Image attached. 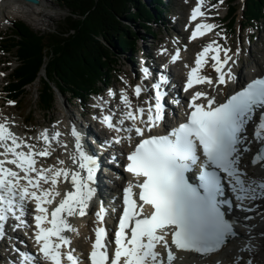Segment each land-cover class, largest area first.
<instances>
[{
  "label": "snow or ice",
  "instance_id": "snow-or-ice-1",
  "mask_svg": "<svg viewBox=\"0 0 264 264\" xmlns=\"http://www.w3.org/2000/svg\"><path fill=\"white\" fill-rule=\"evenodd\" d=\"M203 3L204 0H198L192 20L205 15L201 11ZM215 27L197 24L191 39ZM210 50L215 53L211 57L218 74L215 82L199 74ZM230 51L215 41L204 47L188 74L184 91L196 84L224 85L228 79H234L227 67L232 60ZM172 59H179V52ZM143 72L147 79L149 70L145 68ZM166 83L167 77L162 75L151 86L155 91L145 102L147 107L133 108L127 92L122 91L123 109L118 123L113 122V115H105L101 120L110 130L128 133L108 143L131 141L133 133L142 139L127 155L126 171L133 175L134 182L129 181L123 189V208L111 240L104 226L109 209L101 203L94 213L97 227L93 229L95 239L87 256L88 264H174L177 257L173 246L181 251L212 255L239 235L236 222L226 218L221 207L232 204L229 199H221L224 181L238 208L245 209L246 202L264 199V78L252 80L223 103H217L207 93L195 92L188 104L191 111L186 122L165 135L145 138L146 132H152L165 118L167 93L162 85ZM146 90L136 85L135 96L139 98ZM109 95L116 94L110 90ZM202 97L206 103H197ZM125 121H131V126L121 128L119 125ZM63 135L59 130L41 131L33 139L42 140L45 147L36 150L34 144L11 131L8 122H0V239L6 235L7 222L14 219V230L33 228L31 239L37 250L34 255L16 249L17 264H85L84 257L72 247L69 234L79 235V230L70 218L87 215L95 195L92 185L99 162L84 150L82 136L73 126L71 136L75 143L69 155L73 167H65L63 159L58 160L59 166L37 167V157L52 155L53 141L67 149L60 139ZM253 142L258 148L250 163L260 166V176L250 175L242 164L244 154L252 151L249 145ZM189 173L198 183L190 182ZM62 182L70 183L71 190L61 193L58 185ZM28 205H33L30 211ZM145 206L151 208L150 213L145 212ZM27 215L32 217L31 224L25 219ZM245 250L250 249H240ZM239 259L237 256L233 264H239Z\"/></svg>",
  "mask_w": 264,
  "mask_h": 264
},
{
  "label": "trees",
  "instance_id": "trees-1",
  "mask_svg": "<svg viewBox=\"0 0 264 264\" xmlns=\"http://www.w3.org/2000/svg\"><path fill=\"white\" fill-rule=\"evenodd\" d=\"M60 1L68 16L51 32H37L19 20L1 41L4 54L13 55L17 62L6 84L9 97L18 106L27 89L39 80L38 108L45 114L53 111L57 92L85 102L102 89L100 85L111 84L117 71V53L136 52L138 41L145 38L136 26L154 36V23L167 7L162 0H150L149 4L144 0ZM228 3L226 28L234 34L242 6L238 0ZM244 4L246 23L264 22V0H245Z\"/></svg>",
  "mask_w": 264,
  "mask_h": 264
},
{
  "label": "rangeland",
  "instance_id": "rangeland-1",
  "mask_svg": "<svg viewBox=\"0 0 264 264\" xmlns=\"http://www.w3.org/2000/svg\"><path fill=\"white\" fill-rule=\"evenodd\" d=\"M144 1L147 4L150 3V0ZM162 1L163 3H166L167 1L171 2L167 6L168 10L166 7V14L162 16L159 21L154 23L153 33H155V35L153 36L150 34H146L143 27L137 25L136 28L138 32L144 35L145 38L138 41L135 49L136 52L125 51L117 53V71L115 72V77L110 86L124 88L126 92L132 94L131 96L134 95L132 93L133 90L131 86L136 82L140 73L139 71L141 70V68L137 67L139 65L138 57L143 54L144 51H147L156 56L153 51L157 49L158 51L163 49L167 53L165 54V58L169 60L170 54L180 49L181 47L185 58L192 60L194 59V52H196V50L200 47L198 43L190 45L186 44V35L182 34V30H184V28L186 27L185 18L188 16L189 9L196 3V0ZM238 2L239 5H242L244 0H238ZM14 4L17 7H20L21 5L22 8L25 9V11H32L30 14L31 16H27L25 13L15 10L17 9V7L13 8ZM6 5L9 6L8 12L5 11ZM206 7L209 11L206 14V22L218 27V30L214 33L213 37H211L210 40L217 39L225 49H231L230 54L232 55L235 53H239L236 57V61L238 60L241 63V66L245 65V67L247 68L252 64V66L255 65L257 66V68L260 67L264 69V22L261 24L255 23L253 26L247 25L246 23L243 24L242 22H240L242 21L243 17L242 10H239L237 14V20H239V22L238 24H235V34H225L224 26L228 22H225L222 19L227 12L228 2L226 3L224 1L217 2V0H207ZM5 13L6 15H3V18L1 19L2 14ZM67 16L68 11L64 9L63 3L60 0H46L41 5L39 0L37 4H28V2L26 1L24 3V1L19 2L18 0H14V2L9 0L7 4H5L4 2H0V41L6 34L10 33V27L16 21H24L35 31L47 33L51 32L55 27L59 26ZM176 16L180 17V20L177 19ZM244 21L246 22V20ZM188 43L191 42L188 40ZM0 57L2 58L0 67L3 68L0 71V100L3 103V106L0 107V111L2 113H0V119L12 118L13 120H17L21 127V130H26V136H28V138L30 139L33 134L38 133L39 131H41V129L45 130L46 128H52L58 122L65 121L64 118L66 117L67 112L71 114V117H73L72 113L75 111V109L72 107L70 94L62 96L58 92L54 109L49 114H45L39 110L38 93L41 88L39 80L32 87H29L27 89L18 106L15 105V103H12L10 101L11 98L8 97L7 92L3 91L2 88L5 87V85L9 81L10 77H8V75L12 72L13 68L16 67L17 62L13 58V55L4 54L2 43H0ZM237 62H235L236 67H239ZM184 65L182 63H178L176 64V68L178 70L181 69L182 71ZM44 73L45 71L41 72L40 76L44 77ZM237 73H239V71H237ZM6 76L7 78H5ZM129 82L131 83L129 84ZM100 86L102 87V89L98 92L104 94L109 92L107 89H105V87H103L102 85ZM219 87L220 86H218L217 94H220V92L222 91ZM230 89L232 88L230 87ZM145 94L146 92L144 93V97H141L139 100H144ZM101 96L102 94L91 96L90 98H87V101L81 103L76 99L74 102L77 105L78 110L81 111L82 109L90 117H92V114L94 112L100 113L97 104L100 100H102ZM131 101L133 105L134 100L131 99ZM30 110L32 111V113L28 116ZM27 118H29L31 122L27 123ZM94 135L96 134L94 133ZM52 155L54 156H52L51 162H54L56 160V152L54 154L52 153Z\"/></svg>",
  "mask_w": 264,
  "mask_h": 264
},
{
  "label": "bare ground",
  "instance_id": "bare-ground-1",
  "mask_svg": "<svg viewBox=\"0 0 264 264\" xmlns=\"http://www.w3.org/2000/svg\"><path fill=\"white\" fill-rule=\"evenodd\" d=\"M8 1L9 0H0L1 3L4 2L5 4H7ZM11 1L14 2V0H11ZM18 1L21 2L22 0H18ZM39 1H40V5H41L46 0H39ZM28 4H32V3H28ZM14 6H15V4H14ZM14 6H13V8L17 7V6H15V7ZM10 8H11V5H10ZM8 10H9V6L6 5L5 11L8 12ZM15 10H18L19 12L25 13L27 16H31L30 14L32 12V11H25V9L22 8L21 5H20V7H17V9H15ZM3 15H6V13ZM209 15H210V13H209ZM182 34H185V32L183 30H182ZM177 52L181 53L180 54L181 58H180L179 63H182L183 65L185 64L184 66H186L183 69L189 68L191 66V63L194 61V59H193V61L190 62L189 61L190 59L185 58L183 51L176 50L175 52L170 54L169 58H171ZM159 54H160V57L165 56V54H163V53H159ZM236 54L237 53L233 54L234 60L231 62L230 68H231L232 75L239 82L237 84V89H238L240 86L242 87L247 82V80H246L245 75L243 73L242 74L237 73L238 70H237L235 63H234L236 61V58H235ZM185 59H186V62H185ZM167 61L169 63L170 69H171V70L169 69L170 74L173 73L170 77L173 79L180 80L182 75H184V73L181 71V69L178 70L176 68V64L174 62H172L171 59H169ZM1 62H2V58L0 57V64H1ZM140 63H141V66L143 67L142 70L145 68H147L149 70L150 76H153L159 72V68L157 67V64H155V62L153 63L151 58H149L147 62L142 60ZM2 69L3 68L0 67V71ZM160 71H162L161 68H160ZM203 71L206 73H209L214 82L217 80L218 74H216V73L213 74L208 66L204 67ZM263 73H264V69H262L260 67L257 68V66L253 65L252 70L250 71L249 75H251L254 78V77H258V76L262 75ZM142 85H143V87L146 86V80L142 81ZM218 86H220L219 88L222 90L220 92V94H217ZM200 90L203 92L208 90L210 92L211 96H214L216 98V100H218V98H220L221 96H222V98H226L227 95L231 94L232 91H235L236 89L235 90L230 89V84H228V82H227L224 85H219L218 83H214V85L203 86ZM122 91H125V89L124 88H118L116 91V93L118 92V94H116V96H110L109 93L103 94L101 96L103 102H101V100L99 101V104H98L99 107H101L104 110V112H106L105 107L111 105L112 103H115V107L120 108L122 111L123 105L120 101ZM127 94L129 96V98L132 99V96L129 94V92H127ZM117 95H120V97H118V100H117ZM2 106H3V104H1V107ZM0 113H1V111H0ZM102 118H103V115H102ZM71 121H72L71 130H72L73 126H75V128L78 126L77 118H74V121L73 120H71ZM0 122H8L11 131H13L18 136L24 138L27 141V143L34 144L36 146V150H40L43 147H45L44 142L42 140L38 141L36 139H33L34 137H37L39 135V133L41 131H43V129H41V131H39L38 133H35L33 135L31 134L32 136L29 139L28 136H26L27 131L21 130V127H20L19 123L17 122V120H13L12 118L11 119H1ZM66 122H67V120H65L63 122H58L56 125L54 124L55 125L54 127L46 128V129H48L50 133L54 132L56 130H59L60 132H62L64 135L60 139L64 143L67 144V149H64L59 144H57L55 141H53L52 145H51V150H52L53 154L56 152V155H55L56 160L51 164L45 165L42 162H44V161L47 162L52 157L51 158H49L50 156H48V157H37V160H38L37 167L47 168V167H50L52 165L59 166L57 164L59 159H63L66 161L65 167H73L72 162L69 160V155L74 150L75 141H74V138L71 136V130L68 128ZM127 122L129 124L131 123V121H127ZM97 127H98L99 131H102L105 134L111 133L110 130L106 129V127L102 124V122L97 123ZM86 131L89 134L88 139H90L89 140L90 144H89L88 154L94 156L96 159H99L101 161V163L103 165H105L106 160L103 157V155L97 156L98 154L96 151L100 150V148L96 146V144L94 143V140H93V137H97L96 135H94L95 132L91 131L90 128H89V130H86ZM117 136H120V135H113V136H111V138L113 139L114 137H117ZM88 139L85 138L84 143H86ZM128 147H129V144L127 142V139H124L122 141L121 145L119 146V149L121 151H124V150L128 149ZM257 148H258V144L255 142H254V144L252 143L251 144V150L252 151L250 153H246L243 157V160H242V164L245 161L244 166H246L248 173L250 175H254V176H260L261 175L260 166L259 165L253 166L250 163L251 157L256 152ZM52 156H54V155H52ZM101 169L99 171V174L103 173V171ZM58 188H59V191H61L60 189H62L64 191L71 190V185H70V183L62 182L59 184ZM262 204H263V208H264V201ZM95 211H96L95 209L91 208L92 216L89 220L79 219L78 217L70 218V222L72 224H74L79 230V235L73 234V236L75 237L79 248L82 249L83 251H85V250L91 251V239L93 238V233H94L93 229L95 227H97L96 217L94 215ZM249 230H250V233H248V234L243 233V231H241V230H237V232L239 233L238 238H236L233 242H231L229 245H227L226 248L220 253H216L214 255H208V256H200V257H195L193 255L184 254L183 252H181V253L177 252V253H175V255L177 258L180 257L181 259H187L186 264H191V263L192 264H217L218 261L220 262V264H233L234 259L237 256L240 257L239 264H248L249 260L252 261V264H264V218L263 219L259 218L258 220L254 221L252 223V225H250ZM5 231H7L6 227H5ZM26 238L30 241L29 237H26ZM31 244L34 246L33 242H31ZM241 248L250 249V250L240 251ZM175 262H174V264H175Z\"/></svg>",
  "mask_w": 264,
  "mask_h": 264
},
{
  "label": "water",
  "instance_id": "water-1",
  "mask_svg": "<svg viewBox=\"0 0 264 264\" xmlns=\"http://www.w3.org/2000/svg\"><path fill=\"white\" fill-rule=\"evenodd\" d=\"M24 1H26V2H28V3H38V0H24Z\"/></svg>",
  "mask_w": 264,
  "mask_h": 264
}]
</instances>
